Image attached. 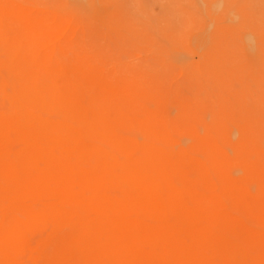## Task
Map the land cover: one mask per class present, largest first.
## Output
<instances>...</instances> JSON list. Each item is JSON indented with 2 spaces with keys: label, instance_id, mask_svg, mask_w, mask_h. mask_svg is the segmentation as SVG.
Returning <instances> with one entry per match:
<instances>
[{
  "label": "bare ground",
  "instance_id": "bare-ground-1",
  "mask_svg": "<svg viewBox=\"0 0 264 264\" xmlns=\"http://www.w3.org/2000/svg\"><path fill=\"white\" fill-rule=\"evenodd\" d=\"M43 33L0 19V264H264V190L218 130L159 87L65 64ZM181 69L200 90L203 69Z\"/></svg>",
  "mask_w": 264,
  "mask_h": 264
},
{
  "label": "rangeland",
  "instance_id": "rangeland-1",
  "mask_svg": "<svg viewBox=\"0 0 264 264\" xmlns=\"http://www.w3.org/2000/svg\"><path fill=\"white\" fill-rule=\"evenodd\" d=\"M0 19L38 23L65 64L163 89L173 116L189 103L231 173L264 190V0H0ZM187 65L203 69L200 90Z\"/></svg>",
  "mask_w": 264,
  "mask_h": 264
}]
</instances>
